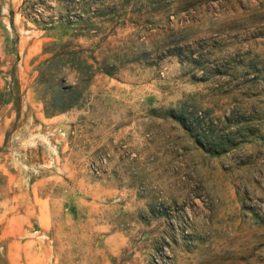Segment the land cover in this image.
Masks as SVG:
<instances>
[{
	"label": "rangeland",
	"instance_id": "rangeland-1",
	"mask_svg": "<svg viewBox=\"0 0 264 264\" xmlns=\"http://www.w3.org/2000/svg\"><path fill=\"white\" fill-rule=\"evenodd\" d=\"M0 264H264V0H0Z\"/></svg>",
	"mask_w": 264,
	"mask_h": 264
},
{
	"label": "trees",
	"instance_id": "trees-1",
	"mask_svg": "<svg viewBox=\"0 0 264 264\" xmlns=\"http://www.w3.org/2000/svg\"><path fill=\"white\" fill-rule=\"evenodd\" d=\"M70 56L71 55H69V54L68 55H60L59 54L58 56H56L54 59H52V61L48 65L42 67V69L40 70V73H39V77L40 78H45V76H47V75L53 77L54 75H50L51 74L50 72L53 71L54 65L56 66V64L58 62H64L65 59L70 57ZM72 56L73 57L75 56L73 64H74V62L76 60L79 61V58L76 56V54H74V55L72 54ZM73 64H72V66H73ZM57 67H59V69H60V66H58V64H57ZM77 70L80 71L81 68L78 67ZM68 98L69 97H67V99ZM72 108H73L72 107V101H71V99H68L67 101L63 102L61 105L53 106V107L52 106L51 107H45V113H46V115H52V114H56V113H63V112H66V111H68V110H70Z\"/></svg>",
	"mask_w": 264,
	"mask_h": 264
}]
</instances>
